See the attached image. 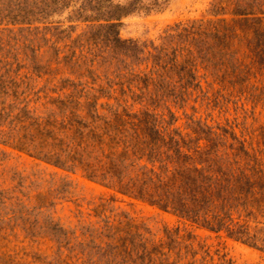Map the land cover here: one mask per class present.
<instances>
[{
	"label": "rangeland",
	"instance_id": "1",
	"mask_svg": "<svg viewBox=\"0 0 264 264\" xmlns=\"http://www.w3.org/2000/svg\"><path fill=\"white\" fill-rule=\"evenodd\" d=\"M90 1L0 0V264H203V257L264 264V175L246 176L231 202V216L249 233L238 237L124 194L82 168L57 166L43 143L44 131L70 112L126 109L180 131L191 151L264 170V0H102L99 8ZM110 16L122 44L148 52L167 45L177 24L222 22L229 62L214 67L199 53L194 80L155 89L132 75L152 68L148 52L125 59L107 37ZM128 219L149 249L163 244L159 255L127 257L107 246L101 227ZM172 236L179 238L170 251Z\"/></svg>",
	"mask_w": 264,
	"mask_h": 264
},
{
	"label": "trees",
	"instance_id": "2",
	"mask_svg": "<svg viewBox=\"0 0 264 264\" xmlns=\"http://www.w3.org/2000/svg\"><path fill=\"white\" fill-rule=\"evenodd\" d=\"M101 3L102 0H92L88 4L99 8ZM215 7L216 13L222 6ZM114 17L105 19L108 23L104 26L113 31V37L110 34L107 37L112 43L116 41L115 49L125 59L140 60L147 47L130 41L122 44L119 33L114 32L117 27L112 22L117 19ZM225 30L226 26L219 21L177 24L168 32L167 45L154 47L155 53L147 51L145 60L151 61L152 68L142 76L135 72L132 75L163 90L196 78L199 53L214 67L218 59L224 68L231 56L224 41ZM118 42L121 44L117 45ZM125 110H108V114L96 111L91 115L70 112L44 131L43 143L51 145L50 153H45L48 160L62 168H82L89 177L98 178L124 194L170 208L211 230L225 229L238 237L249 234L231 216V202L239 195L240 183L246 176H261L264 170L259 167L246 170L230 162H218L201 150L191 151L185 147L191 146L189 140L180 131L162 128L146 113ZM99 233L111 240L107 246H113L115 254L122 249L127 257L152 258L159 255L157 248L163 245L152 242L149 249L148 239L131 219L121 225L106 223ZM178 238L172 236L168 250H172L169 244ZM202 260L203 264L208 261L204 257Z\"/></svg>",
	"mask_w": 264,
	"mask_h": 264
}]
</instances>
